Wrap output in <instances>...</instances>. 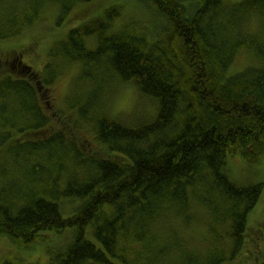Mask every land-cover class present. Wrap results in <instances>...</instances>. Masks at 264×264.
<instances>
[{
  "label": "trees",
  "instance_id": "obj_1",
  "mask_svg": "<svg viewBox=\"0 0 264 264\" xmlns=\"http://www.w3.org/2000/svg\"><path fill=\"white\" fill-rule=\"evenodd\" d=\"M87 1L0 0V38L50 3L63 16ZM136 1L149 23L118 24L121 6L106 7L53 45L40 85L25 65L0 78V233L30 248L72 227L47 264H264V225L247 226L262 184L239 185L227 169L229 156H264V0ZM243 50L256 62L228 74ZM70 63L95 83L71 124L45 89ZM125 82L154 104L132 124L105 103ZM87 125L100 150L76 132Z\"/></svg>",
  "mask_w": 264,
  "mask_h": 264
},
{
  "label": "rangeland",
  "instance_id": "obj_2",
  "mask_svg": "<svg viewBox=\"0 0 264 264\" xmlns=\"http://www.w3.org/2000/svg\"><path fill=\"white\" fill-rule=\"evenodd\" d=\"M226 1L236 2L239 0ZM110 5L121 6V16L117 19L118 24L131 16H135V19L139 21L144 20L145 23H149L154 18L150 8L136 0L77 2L63 16L60 15L58 4L50 3L44 6L39 18L30 26L24 28L20 34L0 38V78L9 74V71L17 69L20 63L30 65L37 75L39 73L43 74L46 67L48 68L50 64H53L51 60L54 59L56 63L59 58L50 55L53 45L63 40L69 29L100 15ZM91 46H93V43ZM20 60L22 61L20 62ZM249 62H256L254 56L243 50L230 66L228 74L242 70ZM80 71L81 65L79 63L65 65L52 82L47 85L46 95L50 101V112H53V110L61 112L62 116L65 117L64 120H67L70 124L74 121L73 113L76 112L75 107H71V105L74 106L82 102L85 99L84 92L86 88L88 90L95 84L94 81L91 82L81 77ZM103 94L105 93L103 92ZM105 103L111 117L119 118L128 124H132L130 120L134 117L139 116L141 118L154 112L152 100L141 95L139 89L131 83L114 85L108 95L106 94ZM135 112L136 115L132 117ZM57 115L58 113L55 111L54 120H60ZM57 124V121L52 120L48 131L56 130L58 128ZM89 131L87 125L83 131L78 129L76 132L84 135L83 138H88L91 141L90 147L93 149L100 150V148H103L104 145L99 146L100 143L93 139V133ZM78 141L84 146L88 145L86 140ZM227 167L230 178L239 185L261 182L262 187L258 200L247 215V226L248 229L254 230L258 224L264 225V156L251 163L244 160L239 154L229 156ZM64 206L61 203L60 208L62 215L66 217L73 212L75 202L69 203V207ZM87 232V235L90 236L88 230ZM72 236V227H68L61 232L47 231V237L44 240L33 244L30 248H24L17 246L8 236L0 233V264L5 261H9L11 264H22L23 262L47 264L50 255L47 251L48 248H62L70 242ZM259 247L262 251L264 250L263 235L259 240Z\"/></svg>",
  "mask_w": 264,
  "mask_h": 264
},
{
  "label": "flooded vegetation",
  "instance_id": "obj_3",
  "mask_svg": "<svg viewBox=\"0 0 264 264\" xmlns=\"http://www.w3.org/2000/svg\"><path fill=\"white\" fill-rule=\"evenodd\" d=\"M19 57H20V54H19Z\"/></svg>",
  "mask_w": 264,
  "mask_h": 264
}]
</instances>
